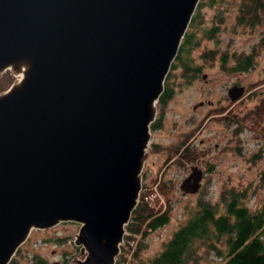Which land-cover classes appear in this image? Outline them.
<instances>
[{
	"label": "water",
	"instance_id": "obj_1",
	"mask_svg": "<svg viewBox=\"0 0 264 264\" xmlns=\"http://www.w3.org/2000/svg\"><path fill=\"white\" fill-rule=\"evenodd\" d=\"M199 3L0 0V75L16 77L0 93V264L62 222L80 224L71 264H116L157 102ZM202 179L193 166L180 189L197 194Z\"/></svg>",
	"mask_w": 264,
	"mask_h": 264
},
{
	"label": "rangeland",
	"instance_id": "obj_2",
	"mask_svg": "<svg viewBox=\"0 0 264 264\" xmlns=\"http://www.w3.org/2000/svg\"><path fill=\"white\" fill-rule=\"evenodd\" d=\"M243 1L223 0L216 7L199 3L202 27L216 24L218 32L214 40L202 39L191 53L193 62L201 66L196 78L188 82L180 69H170L173 95L164 105L157 103L156 119L161 126L151 128V143L142 172L139 203L143 199L150 206L166 208L169 222L149 232L146 238L129 232L121 245L123 253L121 249L117 257L126 259L124 264H137L159 253L174 232L196 213L200 201L209 202L221 213L225 190L242 192L241 203L251 212L264 207V21L238 23ZM201 37L199 31L198 39ZM251 53L255 63L247 71L226 69L233 63L234 54ZM223 55L231 59L227 65L222 64ZM13 78L15 81L14 74ZM234 84L246 87L242 99L235 103L228 96ZM193 166L205 171L202 188L197 194H184L180 185ZM79 227L75 222H62L49 229L33 230L10 264H34L37 256L50 264L64 261L71 264L80 257V247L74 243ZM221 241L214 242L221 251L206 243L199 245V264L225 262L227 243L226 239ZM138 243L146 244L139 257L134 255Z\"/></svg>",
	"mask_w": 264,
	"mask_h": 264
},
{
	"label": "trees",
	"instance_id": "obj_3",
	"mask_svg": "<svg viewBox=\"0 0 264 264\" xmlns=\"http://www.w3.org/2000/svg\"><path fill=\"white\" fill-rule=\"evenodd\" d=\"M222 1L201 0L200 5L205 2L208 6L216 7ZM199 8L193 16L171 68L172 71L180 69L181 76L188 82L196 78L201 70V66L196 65L190 57L191 53L200 46L202 39L214 40L218 32L216 24L210 27H202L203 22L199 20L201 16ZM239 12L238 23H260L264 21V0H244ZM199 31L202 33L200 40L198 39ZM229 59L223 55L222 64L227 65ZM233 60L229 69H226L232 72H243L254 65L255 56L254 53L234 54ZM4 78L7 79L3 80ZM171 78L172 74H169L165 81V90L157 102L159 106L168 102L173 95ZM0 80L1 93L8 89V84L10 86L13 83V73L9 70L4 72L0 75ZM160 126L161 122L156 119L151 128H159ZM232 191H223L221 201L224 204V210L221 213L209 202L200 201L196 213L188 219L186 224L174 232L172 237L164 243L162 250L153 257L140 260L137 264H190V261L192 264H199L200 258L197 252L199 245L206 243L211 249L221 251L214 245L222 239H226L227 243L226 260L223 264H264V207L258 212H251L241 203L244 194ZM161 209V206H150L148 202L141 199L139 207L132 214V221L127 225L125 238L129 237L127 236L130 234L129 232L135 235L140 234L142 238H146L149 232L167 224L170 217L168 210L166 208H163L165 210ZM143 225L144 227H142ZM142 238L141 240H144ZM144 244L139 245L138 243L139 247L134 250L135 256L139 257L140 249L143 248ZM121 249L123 253L124 247L122 246ZM120 258L116 264H124L126 261V259L121 260ZM34 264L50 263L44 257L37 256ZM59 264L70 263L64 261Z\"/></svg>",
	"mask_w": 264,
	"mask_h": 264
},
{
	"label": "flooded vegetation",
	"instance_id": "obj_4",
	"mask_svg": "<svg viewBox=\"0 0 264 264\" xmlns=\"http://www.w3.org/2000/svg\"><path fill=\"white\" fill-rule=\"evenodd\" d=\"M235 85V84H234ZM237 85H239V84H237ZM239 86H243V85H239ZM246 88V87H245ZM245 92H246V90H245ZM245 94V93H244ZM244 96V95H243ZM242 99V97L240 98V99H238V100H236V101H233L234 103L235 102H238V101H240ZM202 103V102H201ZM244 109V108H243ZM197 167H199V166H197ZM200 168V167H199ZM201 169V168H200ZM202 171H203V178H204V173H205V171L203 170V169H201ZM202 181H203V179H202ZM202 188V187H201ZM201 190V189H200Z\"/></svg>",
	"mask_w": 264,
	"mask_h": 264
}]
</instances>
